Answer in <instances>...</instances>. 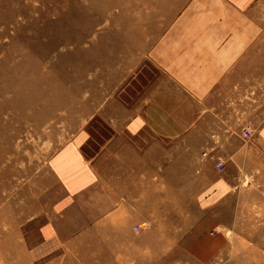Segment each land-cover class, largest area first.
Here are the masks:
<instances>
[{"label":"rangeland","instance_id":"rangeland-1","mask_svg":"<svg viewBox=\"0 0 264 264\" xmlns=\"http://www.w3.org/2000/svg\"><path fill=\"white\" fill-rule=\"evenodd\" d=\"M151 2L0 0V264H9L3 250L12 249L9 240L14 238L20 246L17 250L15 245L14 251L20 258L26 256L19 264H33L32 260L34 264H264V0L244 13L245 34L248 28L254 34L245 46L244 61L237 60L243 64L241 72L254 71L253 80L245 76L238 87L245 102L258 105L257 113L225 118L213 113L201 95L192 139H179L177 144L186 149L181 159L190 162L207 149L216 154L217 171L242 178L235 195L223 201L227 209L219 231L225 239L213 259L197 262L174 244L170 226L179 218L182 233L188 214L166 206L158 245L133 234L131 251L118 252L125 258L116 254L124 260H84L99 247L92 246L95 234L89 229L78 235L88 240L87 245L63 248L44 261L33 259L37 225L45 216L41 210L53 187L46 169L49 156L121 88L139 91L141 77L158 75L153 64L163 63L153 57L152 48L164 20H140L154 7ZM171 15L170 8L164 9L163 18ZM250 64L253 69L247 67ZM158 71L175 77L170 68ZM182 79L181 86L186 82ZM233 124L240 132L230 130ZM204 136L210 138L211 148ZM231 136L240 139L237 148L229 147ZM243 146L241 157L238 150ZM102 248L99 253L107 255V246Z\"/></svg>","mask_w":264,"mask_h":264},{"label":"crops","instance_id":"crops-1","mask_svg":"<svg viewBox=\"0 0 264 264\" xmlns=\"http://www.w3.org/2000/svg\"><path fill=\"white\" fill-rule=\"evenodd\" d=\"M258 2H151L154 7L140 20H164L152 48L153 57L163 63L153 64L160 77H141L139 91L121 88L49 156L46 169L53 187L49 203L41 210L45 216L37 225L38 241L32 243L35 261L49 259L72 245H87L88 240L78 236L87 229L95 234L92 246L99 247L84 260H124L125 254L118 252L131 251L133 234L158 245L165 206L188 214L182 233L178 231L179 218L170 226L180 250L197 262L212 260L221 250L225 237L219 226L227 209L222 204L235 195L242 178L217 171L216 154L210 155L207 149L190 162L181 159L186 149L182 151L177 144L179 139H192L201 95L213 113L225 118L257 113L258 105L245 102L238 87L245 76L253 80L254 71L241 72L243 64L237 60L244 61L245 46L254 34L252 28L245 34L244 13ZM169 8L172 15L163 18L164 9ZM247 67L253 69V64ZM168 68L175 77L161 76L163 72L158 71ZM181 77L186 80L183 86ZM230 130L240 132L235 124ZM219 132L224 131L220 128ZM249 135L247 138L250 131ZM204 140L211 148L210 138L204 136ZM228 141L231 148L241 142L236 136ZM245 150L243 146L238 154L244 157ZM9 241L13 247L4 248V259L19 264L20 259H26L25 254L20 258L14 251L15 245L17 250L20 247L19 239ZM100 246L104 250L107 246L109 253H99ZM116 254L124 258H116Z\"/></svg>","mask_w":264,"mask_h":264},{"label":"built area","instance_id":"built-area-1","mask_svg":"<svg viewBox=\"0 0 264 264\" xmlns=\"http://www.w3.org/2000/svg\"><path fill=\"white\" fill-rule=\"evenodd\" d=\"M245 136H249V131L248 130L245 131ZM221 165H222V162L221 161H218L216 163V166L217 167H220ZM135 230H139V227L138 226H135Z\"/></svg>","mask_w":264,"mask_h":264}]
</instances>
